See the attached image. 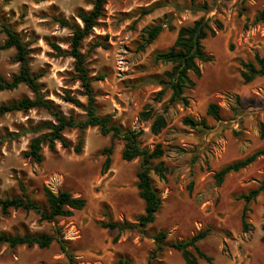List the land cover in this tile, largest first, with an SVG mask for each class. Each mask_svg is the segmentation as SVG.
<instances>
[{"label": "rangeland", "instance_id": "1", "mask_svg": "<svg viewBox=\"0 0 264 264\" xmlns=\"http://www.w3.org/2000/svg\"><path fill=\"white\" fill-rule=\"evenodd\" d=\"M104 17L84 41L83 52L99 37L108 49H96L88 56L92 76L105 75L93 83L100 115H109L127 129L142 131L143 148L161 144V158L168 169L165 180L152 174L162 206L153 224L145 229L118 231L105 228L106 223L136 224L144 213V202L137 189L139 160L126 162L121 153L123 142H113L111 164L104 171L105 150L111 136L98 128L84 133L81 153L74 151L79 133L68 130L66 138L72 147L60 144L54 151L43 147L44 162L36 164L24 157L30 140L36 136L30 129L52 117L44 110L15 112L0 116V198L21 196L44 204L42 187L54 193L68 191L83 197L86 207L70 218L53 222L40 219L34 212L0 210V234L41 235L54 237L48 248L0 245V264H69L61 242L73 255L76 264H117L120 259L131 264H149L155 249L152 236L164 231L167 245L209 230L198 243L211 258L199 264H264V200L259 195L248 205V232H243L242 195L257 189L264 175V156L239 173L230 174L217 185L214 174L222 167L239 161L264 148V77L245 84L241 63L264 58V24L253 20L263 8L264 0H196L209 11L191 10V0H105ZM93 0H0V22L13 28L30 51V69L42 75L39 83L47 99L67 115L82 118V110L64 101L69 93L83 103L75 79L74 60L60 56L69 47L71 32L55 18L72 20L81 10L90 11ZM201 17L211 20L215 37L204 42L209 63H199L202 76L191 78L196 86L187 89V105H168L170 93L155 100L163 87L158 83L170 64L155 61V55L170 48L178 30ZM222 23L218 29L215 21ZM157 24L165 26L158 39L141 51L144 31ZM0 30V46L5 41ZM13 49L0 50V74L10 78L18 72ZM33 97L26 86L0 91V104ZM210 103L221 108L220 120L206 114ZM149 106L166 118L167 126L159 135L150 132L152 121L143 122L139 114ZM204 119L207 130H193L183 120ZM12 136L11 139L7 138ZM159 161H155L157 164ZM163 264H185L181 253L169 247L160 255Z\"/></svg>", "mask_w": 264, "mask_h": 264}, {"label": "trees", "instance_id": "2", "mask_svg": "<svg viewBox=\"0 0 264 264\" xmlns=\"http://www.w3.org/2000/svg\"><path fill=\"white\" fill-rule=\"evenodd\" d=\"M105 0H93L92 9L90 11H79L76 18L66 20L63 18H55V21L65 29L71 32L69 39L70 47L63 52L57 45H52L53 49L60 55H66L74 60L75 79L81 88V94L86 102L83 103L77 97L66 93L64 101L83 111L82 118L72 114L67 115L52 100L47 99L42 91L39 80L42 75L34 74L30 69V51L20 35L7 24L0 22V30L5 35V41L0 46V50L13 49L15 51V61L19 64L16 74L10 78H5L0 74V91H13L20 86H26L32 93L33 97H23L20 100L10 103L0 104V116L15 112H28L30 110H44L51 117V121H44L30 129L36 136L30 140L27 151L24 153L26 159H30L36 164L44 162L42 153L43 147L47 146L50 151H54L57 144L64 149L72 147V143L66 138L65 133L68 130H76L80 134L74 151L79 154L84 144V133L90 128H98L103 136H111L112 144L105 150L107 156L104 163V171L109 170L111 164L110 155L113 150V142L116 140L123 142L121 157L126 162L139 160V170L137 172V189L140 199L144 202V213L136 219V224L128 223H106L105 228L118 230L120 232L132 230L134 228L145 229L153 224L156 216L161 209L162 199L156 190L152 174L159 179L165 180L168 169L165 164L160 161L164 156V150L161 144H156L153 149L143 148L139 142L143 132L134 129L124 128L115 122L113 117L109 115H100L97 108V99L94 92L93 83L104 80L105 75L92 76L87 64V59L96 49H108L109 45L104 43L98 37L88 48L87 52H83V43L98 27L100 20L105 13ZM191 10L208 12L207 5H201L196 0H191ZM254 25L264 24V6L257 13L253 20ZM215 25L218 29H222L223 25L216 20ZM163 24H157L149 27L144 31L143 43L141 51H145L152 45L161 33L164 31ZM216 30L212 26L210 19L201 17L194 21L190 26H183L178 30L177 37L173 45L165 51L158 52L155 55V61L163 64H170L171 69L165 71L158 83L163 87L155 96V100L160 102L167 93H170L168 105H187L188 100L185 97L187 89L196 86L191 78L193 74L196 78L202 76L199 63H209L212 57L206 53L203 42L208 37H215ZM241 77L245 84L253 82L256 78L264 77V58L256 54L251 61L241 63ZM206 114L215 120L221 118V108L210 103L207 107ZM139 118L143 122L152 121L150 132L153 135H159L167 126L166 118L157 115L149 106L139 114ZM184 124L193 130H207L208 125L204 119L195 121L187 117L183 120ZM261 136H264V128L261 129ZM7 138L11 139L12 136ZM264 156V148L259 149L251 155L228 164L219 169L214 174V180L217 185H222L226 177L230 174L239 173L243 169L255 163L260 157ZM155 161H159L154 164ZM21 196H13L10 198H0V210L8 214L12 210H23L26 212H34L41 220L53 222L55 219L70 218L76 211L83 210L87 201L83 197H73L68 191H60L54 193L46 186L42 187L44 204L27 196L26 192L21 189ZM262 195L264 200V175L257 189L249 191L240 197L245 205L241 215V224L243 232H248L249 225L247 223L248 205ZM264 205V203H263ZM264 231V225L262 226ZM209 230L199 231L190 238L182 241L173 242L167 245V233L160 231L152 236L155 243V249L149 256V264H163L160 261V255L167 247L181 253L185 264H199V260L211 261V258L205 255L198 243L207 238ZM55 241L54 237L41 235H10L0 234V245H7L11 248L18 246L48 248ZM264 241V236L262 238ZM61 242V248L69 264H76V261L65 245V241ZM117 264H131L129 260L120 259Z\"/></svg>", "mask_w": 264, "mask_h": 264}]
</instances>
